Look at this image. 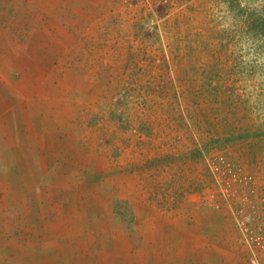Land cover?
I'll use <instances>...</instances> for the list:
<instances>
[{
    "label": "rangeland",
    "instance_id": "rangeland-1",
    "mask_svg": "<svg viewBox=\"0 0 264 264\" xmlns=\"http://www.w3.org/2000/svg\"><path fill=\"white\" fill-rule=\"evenodd\" d=\"M0 33L14 76L58 52L61 75L58 137L42 95H13L10 122L0 117V207L109 160L153 176L160 209L223 212L236 254L220 264H264V0H0ZM218 158L236 177L229 199L214 187Z\"/></svg>",
    "mask_w": 264,
    "mask_h": 264
},
{
    "label": "crops",
    "instance_id": "crops-1",
    "mask_svg": "<svg viewBox=\"0 0 264 264\" xmlns=\"http://www.w3.org/2000/svg\"><path fill=\"white\" fill-rule=\"evenodd\" d=\"M59 57L58 52L49 62L28 61L23 74L14 76L11 42L0 33L3 121L10 122L13 95L23 100L25 95H42L36 100L44 98L48 105L43 113L50 127L46 132L58 137ZM68 66L74 68L75 60ZM20 106L24 109L21 98ZM91 165L92 160L90 170L79 174L72 186L6 193L28 203L0 207V264H220L235 256L233 247L225 246L236 241V233L223 212L189 202L160 209L148 201L153 176L114 171L109 160L101 170ZM73 176L76 180V172Z\"/></svg>",
    "mask_w": 264,
    "mask_h": 264
},
{
    "label": "built area",
    "instance_id": "built-area-1",
    "mask_svg": "<svg viewBox=\"0 0 264 264\" xmlns=\"http://www.w3.org/2000/svg\"><path fill=\"white\" fill-rule=\"evenodd\" d=\"M217 165L214 167V169H211V173L215 179V183L217 185H215L214 183V187H218L219 191L217 194H219L218 196H222L225 199H229L232 195V191H231V182L236 180L235 175L233 174V172L231 171V169H226L229 168L230 165H228L227 163H225V161L221 158H218L215 162ZM221 165H220V164ZM227 170L223 172V170ZM245 180V179H244ZM248 180H251V176H248ZM215 194L214 197L217 195ZM213 197V198H214ZM212 200V199H211ZM246 200L245 195H241L240 201L244 202ZM216 202V201H215ZM242 209L237 211L235 213L236 216V224L240 227L242 233H243V238L246 239L247 242H249V239L252 241L253 236L252 233H249V227H247V219L248 217H245L242 214ZM250 231V230H249ZM251 232V231H250Z\"/></svg>",
    "mask_w": 264,
    "mask_h": 264
}]
</instances>
